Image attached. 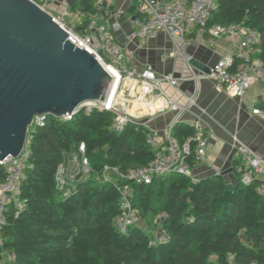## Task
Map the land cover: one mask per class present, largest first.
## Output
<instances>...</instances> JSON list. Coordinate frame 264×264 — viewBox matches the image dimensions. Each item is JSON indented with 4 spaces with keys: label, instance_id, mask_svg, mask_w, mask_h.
I'll return each instance as SVG.
<instances>
[{
    "label": "trees",
    "instance_id": "trees-1",
    "mask_svg": "<svg viewBox=\"0 0 264 264\" xmlns=\"http://www.w3.org/2000/svg\"><path fill=\"white\" fill-rule=\"evenodd\" d=\"M215 1L217 10L207 25L256 29L261 36L258 57L264 63V0ZM93 2L75 0L70 8L89 12ZM111 119L107 111H81L71 121L48 116L43 125L30 129L31 167L19 192L23 208L6 214L0 264H228L229 255L238 264L263 262L264 197L253 181L229 183L219 174L193 181L171 173L150 184L132 182L133 206L140 217L151 221L164 214L160 224L169 236L158 244L151 243L156 223L149 230L141 225L124 234L116 230L119 193L113 183L97 182L92 175L62 199L55 190L56 168L81 143L94 173L104 165L126 171L154 156L144 140V125L128 123L114 132ZM194 132L192 125L177 122L171 135L182 143ZM5 173L0 165V182Z\"/></svg>",
    "mask_w": 264,
    "mask_h": 264
},
{
    "label": "built area",
    "instance_id": "built-area-1",
    "mask_svg": "<svg viewBox=\"0 0 264 264\" xmlns=\"http://www.w3.org/2000/svg\"><path fill=\"white\" fill-rule=\"evenodd\" d=\"M31 1L51 15L53 21L67 32L69 41L97 60L111 77L109 85L111 82L116 85L111 95L108 96L106 92L103 100L84 101L80 109L58 118L62 121H71L81 111H107L112 114L109 128L114 132H121L128 123L146 127L159 113L167 110L179 112L186 108L179 107L163 90V85L177 88L179 81L186 79V76L178 77L171 72L159 74L148 64L140 68L127 66L126 62L131 58L132 52L128 51L125 43L116 36L124 31V24L129 27L124 33L126 42H134L138 49L156 41L161 33L165 34L170 57L174 60L181 59L190 70L193 67L189 61L193 57L188 53V49L194 44V39L189 36L190 31L194 30L201 36H207L205 44L209 48L216 46L219 41H226L228 51L208 65L209 72L201 71L199 75L193 76L223 85L227 94L236 97L241 104L250 86L255 83L264 86V63L258 57L261 40L259 31L242 24L208 26V20L217 10L215 0H94L89 12L78 8L71 10V3L75 0ZM130 9L133 12H129ZM71 15L79 19V32L62 22V17ZM159 101L164 102L165 106L154 111L147 110ZM131 106L134 113L129 111ZM251 113L264 118V94L262 100L251 107ZM143 116L148 118L142 119ZM47 118L46 115L35 116L30 126L34 129L43 125ZM177 119L178 116L175 121ZM172 127L173 125L166 127L161 136L147 128L144 140L154 149V156L147 163L126 171L104 165L101 171L94 173L84 144H79L75 151L64 155L56 168V192L62 199H66L75 193L79 180H85L92 175L97 182L113 183L118 189L120 209L113 219V225L119 233H126L130 227L139 225L141 221L138 210L133 206L132 182L150 184L155 177L171 173L187 175L193 181L197 180L192 176L191 169L204 160L207 137L202 129L195 128L192 137L179 143L171 135ZM29 131L18 155L0 160V165L6 170L5 177L0 182V230L10 209L17 214L23 208L19 192L25 172L31 167V130ZM232 147L236 150L237 160L232 170L237 179L241 183L255 182L256 192L264 197V158L243 145L233 144ZM162 218L163 213L156 218L157 227L152 232V244L168 239L167 230L160 224ZM187 220L192 221V218L188 217ZM1 241L0 234V244ZM209 258L214 261L215 255L212 254ZM228 264L238 263L229 255ZM249 264H264V260L262 263Z\"/></svg>",
    "mask_w": 264,
    "mask_h": 264
},
{
    "label": "water",
    "instance_id": "water-1",
    "mask_svg": "<svg viewBox=\"0 0 264 264\" xmlns=\"http://www.w3.org/2000/svg\"><path fill=\"white\" fill-rule=\"evenodd\" d=\"M67 38L33 1L0 0V160L18 155L35 116L60 118L105 98L110 75Z\"/></svg>",
    "mask_w": 264,
    "mask_h": 264
},
{
    "label": "crops",
    "instance_id": "crops-1",
    "mask_svg": "<svg viewBox=\"0 0 264 264\" xmlns=\"http://www.w3.org/2000/svg\"><path fill=\"white\" fill-rule=\"evenodd\" d=\"M128 28L124 24V31L116 36L132 52L131 58L127 60L130 67L148 64L159 74L171 72L178 77H187L179 81L177 88L163 85L165 94L179 107L186 108L179 112L167 110L159 113L146 124V128L160 136L164 134L166 127L177 122L202 129L208 143L206 156L192 167V176L199 179L219 174L225 181L235 183L237 176L233 170L225 173L236 160L233 144L243 145L264 158V118L251 113V107L263 98L264 86L260 83L250 86L241 104L236 97L227 94L223 85L193 76L199 75L201 70L193 66L190 70L181 59L174 60L170 57L165 34L161 33L156 41L138 49L134 42H126L124 38ZM189 36L194 39V44L188 49V53L204 66L208 67L218 56L228 51L226 41H219L216 46L209 48L205 44L207 36H201L194 30L190 31Z\"/></svg>",
    "mask_w": 264,
    "mask_h": 264
},
{
    "label": "rangeland",
    "instance_id": "rangeland-1",
    "mask_svg": "<svg viewBox=\"0 0 264 264\" xmlns=\"http://www.w3.org/2000/svg\"><path fill=\"white\" fill-rule=\"evenodd\" d=\"M63 7V6H62ZM62 22L63 23H65L69 28H71L72 30H74V31H76V27H77V24H78V22H79V19H77V18H75V17H73L72 15L71 16H68V17H62ZM77 32V31H76ZM126 64L128 65V62H126ZM131 65V64H130ZM130 65H128V67H130ZM138 68H140V67H142V66H137ZM129 111H131V113L133 112L134 113V111H133V107L131 106L130 108H129ZM148 117H145V116H143L142 117V119H147ZM155 118V116L152 118V119H154ZM29 129H32V126H30L29 127ZM205 134V133H204ZM206 136V135H205ZM141 218V217H140ZM156 216L153 218V219H151V221H147V220H145V219H143V218H141V221H140V224L139 225H141L145 230H149L150 229V226L152 227V224L154 225L155 224V221H156ZM156 229H154V231H155Z\"/></svg>",
    "mask_w": 264,
    "mask_h": 264
},
{
    "label": "bare ground",
    "instance_id": "bare-ground-1",
    "mask_svg": "<svg viewBox=\"0 0 264 264\" xmlns=\"http://www.w3.org/2000/svg\"><path fill=\"white\" fill-rule=\"evenodd\" d=\"M115 83L114 82H111L110 83V85H109V87H108V90H107V94H108V96L109 95H111V93H113V91L115 90ZM163 106H165L164 105V102H162V101H159V102H156L155 104H153L150 108H147V110L148 111H154V110H156L157 108H159V107H163ZM144 109H145V107H144Z\"/></svg>",
    "mask_w": 264,
    "mask_h": 264
}]
</instances>
